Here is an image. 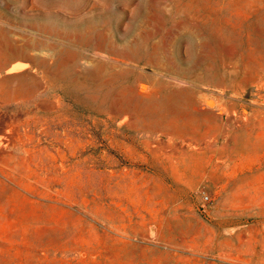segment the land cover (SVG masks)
Wrapping results in <instances>:
<instances>
[{"label": "rangeland", "instance_id": "rangeland-1", "mask_svg": "<svg viewBox=\"0 0 264 264\" xmlns=\"http://www.w3.org/2000/svg\"><path fill=\"white\" fill-rule=\"evenodd\" d=\"M0 264H264V0H0Z\"/></svg>", "mask_w": 264, "mask_h": 264}, {"label": "water", "instance_id": "water-1", "mask_svg": "<svg viewBox=\"0 0 264 264\" xmlns=\"http://www.w3.org/2000/svg\"><path fill=\"white\" fill-rule=\"evenodd\" d=\"M203 106L204 107H208V108H213L215 106V101L214 100H211V99H206L203 102Z\"/></svg>", "mask_w": 264, "mask_h": 264}, {"label": "bare ground", "instance_id": "bare-ground-1", "mask_svg": "<svg viewBox=\"0 0 264 264\" xmlns=\"http://www.w3.org/2000/svg\"><path fill=\"white\" fill-rule=\"evenodd\" d=\"M70 127H71V126H70ZM60 130H61V129H60ZM60 130H59V131H60ZM68 131H69V130H68ZM56 132H57V131H56ZM56 132H55V133H56ZM61 132H62V131H61ZM64 133H65V132H64ZM68 135L70 136V134H68ZM68 135H67L66 139H70V138H71V137H69ZM58 136H59V135H58ZM8 137H9V136H8ZM56 137H57V136H56ZM19 139H21V138H19ZM5 144H6V143H5ZM7 144H8V143H7Z\"/></svg>", "mask_w": 264, "mask_h": 264}]
</instances>
